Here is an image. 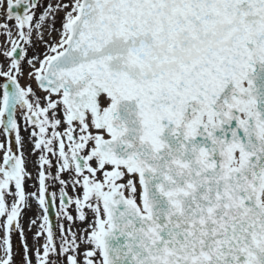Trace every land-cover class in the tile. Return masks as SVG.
Segmentation results:
<instances>
[{"label": "snow or ice", "instance_id": "snow-or-ice-1", "mask_svg": "<svg viewBox=\"0 0 264 264\" xmlns=\"http://www.w3.org/2000/svg\"><path fill=\"white\" fill-rule=\"evenodd\" d=\"M0 264H264V0H0Z\"/></svg>", "mask_w": 264, "mask_h": 264}, {"label": "rangeland", "instance_id": "rangeland-1", "mask_svg": "<svg viewBox=\"0 0 264 264\" xmlns=\"http://www.w3.org/2000/svg\"><path fill=\"white\" fill-rule=\"evenodd\" d=\"M29 242L31 243V234H29Z\"/></svg>", "mask_w": 264, "mask_h": 264}, {"label": "flooded vegetation", "instance_id": "flooded-vegetation-1", "mask_svg": "<svg viewBox=\"0 0 264 264\" xmlns=\"http://www.w3.org/2000/svg\"><path fill=\"white\" fill-rule=\"evenodd\" d=\"M25 135H27V133H25Z\"/></svg>", "mask_w": 264, "mask_h": 264}]
</instances>
